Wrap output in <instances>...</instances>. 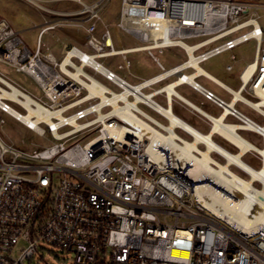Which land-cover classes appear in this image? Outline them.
<instances>
[{
	"label": "built area",
	"instance_id": "built-area-1",
	"mask_svg": "<svg viewBox=\"0 0 264 264\" xmlns=\"http://www.w3.org/2000/svg\"><path fill=\"white\" fill-rule=\"evenodd\" d=\"M26 1L56 18L33 27L40 29L34 52L20 37L26 30L14 32L0 22V63L28 75L42 95L37 97L0 74V93L2 88L13 92L9 84L20 92L16 99H0V115L13 117L38 135L49 132L58 143L29 152L14 149L0 137V264H42L45 251L71 254V264H264V233L252 237L201 207L191 195V183L170 162L161 165L152 158L148 135L140 136L141 129L128 119L132 115L169 134L164 125L170 121L158 107L169 108L173 100L193 107L176 91L189 85L223 110L234 102L227 117L240 123L251 121L236 109L242 102L264 122V29L259 23L264 4L254 0H121L118 22L109 25L101 12L112 0L91 5L83 0ZM60 2L79 8L56 11L46 6ZM113 27L116 34L123 32L138 46L117 50ZM58 28L83 32L91 52L67 44L61 60L51 52L43 53L42 39ZM249 41L256 42L255 58L239 74L238 90L199 72L203 62ZM173 48H180L187 59L167 69L160 56ZM137 52H146L161 73L132 84L98 61L122 56L119 69L130 75L126 55ZM231 58L236 60L234 55ZM234 68L226 66L229 72ZM72 73L90 85L97 80L98 86H86ZM174 76L173 82L156 86ZM190 77L192 82L186 80ZM201 77L229 93L231 101L202 87L197 81ZM245 93L255 101L245 98ZM159 96L167 107L156 101ZM8 102L17 104L24 114ZM129 103L136 106L128 107ZM142 105L167 124L150 116ZM30 108L60 116H50L53 125L32 116L37 121L32 128L20 118ZM0 124H5L4 118L0 117ZM177 129L187 134L180 126ZM176 141L183 143L180 138ZM160 150L164 155L168 152Z\"/></svg>",
	"mask_w": 264,
	"mask_h": 264
},
{
	"label": "rangeland",
	"instance_id": "rangeland-1",
	"mask_svg": "<svg viewBox=\"0 0 264 264\" xmlns=\"http://www.w3.org/2000/svg\"><path fill=\"white\" fill-rule=\"evenodd\" d=\"M83 1L86 4L91 5L93 3L100 2L101 0ZM254 1L264 4V0ZM46 6L56 11H74L79 8L77 4L72 2L53 3L47 4ZM120 9L121 0H112L111 2H109L101 12L103 22L109 25L117 24L118 17L120 15ZM259 16V23L264 29V11H259ZM55 18L56 17L54 15L39 10L26 0H0V22H5L7 26L14 32L26 30L20 34V37L32 52L36 50L38 36L40 33V29L38 27H33L36 25L43 24L46 21L54 20ZM99 27L103 28V24L99 23ZM111 31L115 48L117 50L134 48L138 46V43L135 40L126 36L123 32L119 33L121 43H118L114 27L111 28ZM82 34L80 35L76 28H58L44 36V38L42 39V43L44 44L42 51L43 53L51 52L57 60L62 59L63 49L65 46H67V44H72L82 49L83 51L90 53L91 51L82 44V42L84 43L85 35L84 33ZM46 47H49L48 51L46 50ZM255 52L256 42L249 41L237 47L231 52L224 53L222 55L216 56L214 58H211L210 60L203 62L200 67L204 71L209 73L211 76L215 77L216 79H219V81L229 86L233 90H238L241 85L239 74L241 73L243 68L247 66V64L252 63L254 61ZM232 55L236 57V60H233L231 58ZM126 57L131 62V75L127 74L125 69L121 70L118 68L120 65L123 64L122 56H116L106 59L103 58L99 59L98 61L106 66H110L113 71L118 73L121 77L125 78L128 82L132 84H138L147 78L156 76L161 73V69L156 66L151 61V59H149L146 52L129 53L126 55ZM186 59V54L180 48H173L166 50L164 54L160 56V63L165 66V68L169 69L173 66L182 64L186 61ZM230 64L235 66L234 71L232 72L226 70V66ZM88 71L103 80V78L95 74V72H92L89 69ZM187 73H190V71H188ZM0 74L10 80L12 83L16 84L17 86L23 88L28 92L33 93L37 97H40L42 95V91L37 86V84H35V82L25 73H21V71L18 72L16 71V69L6 64L0 63ZM197 81L202 84L205 88H208L215 92L217 96L223 98L226 102L231 101L232 97L229 93L225 92L222 88L212 83L208 79L202 77L199 78ZM150 91V89L144 90V92L146 93ZM177 91L182 96L195 103L196 105L202 106L203 109L207 110L216 117H218L222 112L220 108L207 101L202 95H200L196 91H193L189 86L183 85L177 88ZM243 96L247 99L249 98L250 101H255V99L247 95V93L243 94ZM156 101L159 104L163 105V107L168 106L166 100L161 96L157 97ZM8 104L17 112L24 114L23 109L17 104L13 102H8ZM141 108L150 116L154 117L156 120H159L163 124H167V121L164 118H162L158 114L156 115V113L153 112L151 109L143 105L141 106ZM236 109L248 116L257 124H264L263 118L256 111L248 107L246 104L238 102L236 104ZM173 112L183 120L187 121L189 125L199 130L201 133H208L210 127L204 122L203 117H197L194 114H191L188 109L176 102L173 103ZM0 117L2 119L4 118L5 120L4 125L0 124V137L7 145H10L16 150L18 149L29 152H32L33 150L40 151L43 149L50 148L58 143V141L52 138L49 132L47 133V135L41 136L35 133L34 131L27 129L21 123L17 122L13 117L7 114H2L0 115ZM226 122L232 124L240 123L238 120L232 117L226 119ZM176 133L179 136H182L183 139L187 141H192L193 137L188 134H185L180 129H177ZM239 134L244 139H247L249 142L254 144L256 147L260 149L263 148L262 138L256 133L241 130L239 131ZM214 140L224 148L231 150V153H237V149L233 148L232 145H229L223 138L215 136ZM22 141H24L25 143L23 144ZM199 148L204 149V146L200 145ZM212 156L218 162L225 163V160L221 156H219V154L215 153ZM242 159L254 169H260L263 164L262 158H260L255 152L248 153L247 155L243 156ZM231 169L240 177L245 178V180L249 179L248 175L236 166H232ZM254 185H256L257 188H261V184L258 182H255ZM50 249L55 250L54 248ZM66 255H68L69 257L65 261L64 258L66 257ZM41 261L42 264H71L72 256L71 254L66 253L55 254L52 251H45L44 261Z\"/></svg>",
	"mask_w": 264,
	"mask_h": 264
},
{
	"label": "bare ground",
	"instance_id": "bare-ground-1",
	"mask_svg": "<svg viewBox=\"0 0 264 264\" xmlns=\"http://www.w3.org/2000/svg\"><path fill=\"white\" fill-rule=\"evenodd\" d=\"M87 60L94 64L92 58ZM68 62L69 57L65 63ZM192 63L195 64L196 61L193 60ZM38 64L40 65V63ZM28 72L32 74L33 69H29ZM199 72L206 74L201 67H199ZM52 75H54V72H52ZM71 75L86 86H98L97 80H94V84L90 85L82 81L78 74L72 73ZM55 76L58 78L56 73ZM186 80L192 82L193 77ZM9 86L13 89V92L2 88L3 93H0V99L2 97L16 99V96L20 93L19 90L10 84ZM167 90H169L170 95L174 92L173 86L168 87ZM131 106H136V104L129 103L128 107ZM232 107H234V102L228 103L220 118H212L214 122L213 129L209 134L201 133L187 122L182 121L170 108L158 107L159 111L170 121L168 125H164L169 134L154 128L141 119L132 117V115L128 119L134 126L141 129L142 134L139 133L140 136L143 134L148 135L151 141L152 158L158 160L161 165L164 164L163 161L170 162L173 169L182 173L184 180L191 183V195L201 207L212 216L214 215L216 219L227 224L228 227L242 230L255 238L261 237L264 233V148L260 149L244 139L239 131L257 133L264 140V125L257 124L253 120L236 124L224 122V119L231 113ZM53 114L60 116L59 113L30 108V113L20 118L34 128L37 121H34L32 116L37 115L38 121L46 120L53 125L50 121V116ZM241 119L244 118L241 117ZM178 126L194 137L192 141H187L176 133L175 128ZM213 133H218L223 138H227L240 152L231 153L225 150L214 141L212 138ZM177 138L182 139L183 143H178ZM200 145L204 146V149H200ZM160 148H164L168 152L164 155ZM247 152H255L262 158V168L254 169L243 161L242 157ZM215 153L222 156L225 163L215 160L212 156ZM231 166L242 169L249 179L245 180V178L237 175L232 171ZM255 182L260 183L261 188H257L254 185Z\"/></svg>",
	"mask_w": 264,
	"mask_h": 264
},
{
	"label": "crops",
	"instance_id": "crops-1",
	"mask_svg": "<svg viewBox=\"0 0 264 264\" xmlns=\"http://www.w3.org/2000/svg\"><path fill=\"white\" fill-rule=\"evenodd\" d=\"M23 31V30H22ZM79 32V34L81 35L83 32H81V31H78ZM115 33H116V31H115ZM118 34V33H117ZM116 34V37H117V41H118V43H121V40H120V34H118L117 35ZM83 35V34H82ZM120 41V42H119ZM82 44H83V46H85V44L82 42ZM52 54V53H51ZM53 55V54H52ZM54 56V55H53ZM150 59V58H149ZM152 61V60H151ZM153 62V61H152ZM154 63V62H153ZM155 64V63H154ZM156 65V64H155ZM157 66V65H156ZM177 66V65H176ZM110 67V66H109ZM111 68V67H110ZM119 68V67H118ZM172 68V67H171ZM113 71V70H112ZM190 72H192L193 70L191 69V70H189ZM204 71V70H203ZM206 72V71H205ZM207 73V72H206ZM116 74H118V73H116ZM160 74V73H159ZM208 75H210L209 73H207ZM119 75V74H118ZM131 75V74H130ZM120 76V75H119ZM157 76V75H156ZM211 76V75H210ZM153 77H155V76H153ZM153 77H150V78H153ZM175 77V76H174ZM174 77H171V78H169V79H167L166 81H164L163 83H160V84H158V85H156L157 87L158 86H162V85H164V84H168V83H170V82H173L175 79H176V77L174 78ZM150 78H147V79H145V80H148V79H150ZM174 78V79H173ZM202 78V77H201ZM172 79V80H171ZM181 86H183V85H181ZM180 86V87H181ZM186 86H189V85H186ZM190 87V86H189ZM202 87H204V86H202ZM179 88V87H178ZM193 91H195L192 87H190ZM205 88V87H204ZM205 89H207V90H209V91H211V92H213L212 90H210V89H208V88H205ZM176 91H177V89H176ZM178 92V91H177ZM197 93H199L200 95H202L207 101H209V102H211L212 104H214L216 107H218L214 102H212L211 100H208L205 96H204V94L203 93H200V92H198V91H196ZM226 92V91H225ZM179 93V92H178ZM214 94H215V92H214ZM179 95L184 99V100H186L187 102H190L191 104H192V106L193 107H191V106H189V105H187L186 103H184L183 101H178V100H173L171 103H170V105L171 106H169V108H170V110L173 112V103L174 102H176V103H178V104H181L182 106H184L186 109H188L190 112H191V114H194L195 116H197V117H199V116H201V117H203V120H204V122L207 124V125H209V127H210V129H209V131H208V133L207 134H209V133H211L212 132V129H213V122H212V118H220V116L223 114V109L222 108H220V107H218V108H220L221 110H222V112H221V114L218 116V117H216V116H214V115H212L210 112H208L207 110H205V109H203L202 108V106H199V105H196L195 103H193V102H191L190 100H188L187 98H185L184 96H182L180 93H179ZM216 95V94H215ZM217 96V95H216ZM219 97V96H218ZM221 98V97H220ZM223 99V98H222ZM224 100V99H223ZM168 105V104H167ZM174 113V112H173ZM242 113V112H241ZM175 114V113H174ZM176 115V114H175ZM245 115V114H244ZM176 116H178V115H176ZM179 117V116H178ZM180 118V117H179ZM229 117H226L224 120V122H226V119H228ZM182 121H185V120H183L182 118H180ZM187 121H185V123H186ZM188 123V122H187ZM227 123V122H226ZM189 124V123H188ZM233 124H236V123H233ZM243 131V130H242ZM186 134V133H185ZM188 134V133H187ZM257 134V133H256ZM189 135V134H188ZM258 135V134H257ZM215 136H218V137H221V138H223L221 135H219L218 133H213L212 134V138L214 139V137ZM192 137V136H191ZM262 138V137H261ZM229 145H232V147L233 148H235V149H237V153L238 152H240V150H238V148L234 145V144H232V142H230V141H228L227 140V138H223ZM215 141V140H214ZM263 141V148H264V140H262ZM223 147V146H222ZM224 148V147H223ZM262 148V147H261ZM225 150H227V151H230L231 152V150H229V149H226V148H224ZM248 153H250V152H247V154ZM246 153L243 155V156H245V155H247ZM220 156V155H219ZM222 157V156H221ZM263 162V161H262ZM263 165V164H262ZM232 167V166H231ZM261 168H262V166H261ZM241 171H242V169H241Z\"/></svg>",
	"mask_w": 264,
	"mask_h": 264
}]
</instances>
